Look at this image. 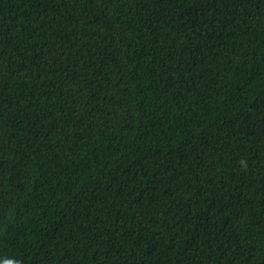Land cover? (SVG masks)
<instances>
[{"label": "trees", "instance_id": "trees-1", "mask_svg": "<svg viewBox=\"0 0 264 264\" xmlns=\"http://www.w3.org/2000/svg\"><path fill=\"white\" fill-rule=\"evenodd\" d=\"M0 258L264 264V0H0Z\"/></svg>", "mask_w": 264, "mask_h": 264}, {"label": "snow or ice", "instance_id": "snow-or-ice-1", "mask_svg": "<svg viewBox=\"0 0 264 264\" xmlns=\"http://www.w3.org/2000/svg\"><path fill=\"white\" fill-rule=\"evenodd\" d=\"M0 264H11V261L0 258Z\"/></svg>", "mask_w": 264, "mask_h": 264}]
</instances>
